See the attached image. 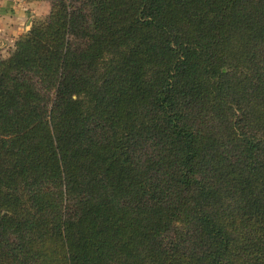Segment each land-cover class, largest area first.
Instances as JSON below:
<instances>
[{
    "label": "trees",
    "instance_id": "16d2710c",
    "mask_svg": "<svg viewBox=\"0 0 264 264\" xmlns=\"http://www.w3.org/2000/svg\"><path fill=\"white\" fill-rule=\"evenodd\" d=\"M47 1L0 58V264H264V0Z\"/></svg>",
    "mask_w": 264,
    "mask_h": 264
},
{
    "label": "crops",
    "instance_id": "0c3cea01",
    "mask_svg": "<svg viewBox=\"0 0 264 264\" xmlns=\"http://www.w3.org/2000/svg\"><path fill=\"white\" fill-rule=\"evenodd\" d=\"M41 9L43 14L49 12L46 1L0 0V57H5L14 46L16 37L30 28L35 15L41 14ZM26 17L27 22L21 23Z\"/></svg>",
    "mask_w": 264,
    "mask_h": 264
},
{
    "label": "rangeland",
    "instance_id": "374dc122",
    "mask_svg": "<svg viewBox=\"0 0 264 264\" xmlns=\"http://www.w3.org/2000/svg\"><path fill=\"white\" fill-rule=\"evenodd\" d=\"M43 1H45V0H43ZM46 2H47L48 5H49V2H48L47 0H46ZM49 7H50V6H49ZM40 13H41L40 15H35V17H34L35 19H34V20L39 19V18L42 19V18H44V17L48 14V13H47V14H43V10H42V9L40 10ZM27 20H28V17H26L24 20H21V23H22V22H23V23H26ZM25 21H26V22H25ZM18 37H19V36H18ZM18 37H16L15 40H17ZM13 48H14V46L11 48V50H12ZM11 50H10L8 53L6 52L7 54H6L5 57L8 56V54L11 52ZM5 57L1 56L0 58H5Z\"/></svg>",
    "mask_w": 264,
    "mask_h": 264
}]
</instances>
